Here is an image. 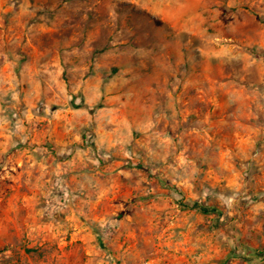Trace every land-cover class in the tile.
Instances as JSON below:
<instances>
[{
	"label": "rangeland",
	"instance_id": "1",
	"mask_svg": "<svg viewBox=\"0 0 264 264\" xmlns=\"http://www.w3.org/2000/svg\"><path fill=\"white\" fill-rule=\"evenodd\" d=\"M18 9L12 43L0 36V170L23 162L19 179L0 181V206H35L45 226L22 224L15 238L0 218V264H264V0ZM180 93L160 143L139 122H153L158 97L170 113ZM187 109L211 116L205 132ZM96 205L114 208L95 221L80 211Z\"/></svg>",
	"mask_w": 264,
	"mask_h": 264
},
{
	"label": "crops",
	"instance_id": "2",
	"mask_svg": "<svg viewBox=\"0 0 264 264\" xmlns=\"http://www.w3.org/2000/svg\"><path fill=\"white\" fill-rule=\"evenodd\" d=\"M42 2L45 0H0V36H6L7 38L10 37V43H12V39L14 36L13 31L16 30V27L14 26V21L18 20L19 18V14H21V10L19 11V7L23 4H30L31 2ZM22 16V15H21ZM11 19L9 23L6 22V19ZM5 57V55H4ZM7 58H3V63L5 64V68L12 66V61H7ZM0 60L2 61V57L0 54ZM181 93L178 95H176L175 97H172L171 102L169 104V107L171 109V112L168 113L166 110H164L167 106L164 102V100L160 97L155 98L154 99V110L158 111L155 112L154 115V120L153 122H142L139 124H144L141 128L143 129V131L147 132V134L150 133H154L156 136H158V139H160V143L163 142V138L159 137L160 135H162L163 137H165L166 135L170 134L167 130L166 127H162L163 122H166V126L170 123V121L172 120V122L175 121L174 116H178V112H179V106H176V103H180V102H184L185 99H183L182 96H180ZM191 99V98H190ZM194 99V98H193ZM204 100V98H202ZM95 101V97L92 95H87V98L85 100V103L87 104H93ZM192 105V100H186V102H189ZM202 108V107H201ZM105 111L101 112V115H112L115 114V109L112 108H104ZM196 115L199 119H197L195 116L192 117V120H196L197 124H200V126L198 127H194V131L196 132H205L207 129L205 128V124L209 123V118H211V116L209 114H205V111L200 109V116L199 113H193L191 111H189L187 109L186 113H183L181 115H186V117H184V120H187L189 118V115ZM171 117V118H169ZM121 119V118H119ZM183 120V121H184ZM191 120V121H192ZM136 122V119H127L124 124L125 126L128 127V134L127 137L128 139L132 140L133 138V134H132V127L134 126V124H138ZM109 124V123H114V129L112 130H118V127H115L117 125H119V121L114 120L113 118L110 119H104L102 120V124H104V126L107 127V125L105 124ZM151 125V126H150ZM154 125V127L152 126ZM175 125V124H174ZM120 126V125H119ZM244 126L243 124L240 125V129L241 127ZM153 127V128H152ZM173 128L175 126H172ZM110 128V127H109ZM175 129V128H174ZM191 130V129H190ZM257 131V129H256ZM190 133L192 134L193 132L190 131ZM257 133V132H256ZM184 135V134H183ZM182 135V136H183ZM149 136V135H146ZM181 136V134H180ZM187 136L185 134L184 139H186ZM188 143L190 142L191 138H188ZM164 141H166L164 139ZM60 143L66 144L67 141L63 140ZM261 160L264 162V145H263V149H262V155H261ZM33 161V160H32ZM8 162L10 163V167H4L6 168V170L1 169L0 170V181H2V179L8 178L10 177L13 180H17L19 179V164L23 162L22 157H19L18 155H12L10 156ZM26 162H30V160H27ZM118 164L121 163V161L117 162ZM76 167L82 169L83 167H85V164L83 162H81V160L78 162V164L76 165ZM23 173V171H22ZM26 174L30 177L33 178L34 174L32 170H26ZM114 187L117 186H112V189H114ZM121 187V186H120ZM117 188V189H120ZM16 196V195H15ZM98 201H101L100 199ZM97 201V203H98ZM114 208V206H86V209H81V213L86 215L87 219H90L92 221L101 219L104 220L107 215L110 212V209ZM118 209H121L123 206H121V204L119 206H115ZM41 210V209H40ZM40 210L36 209L35 206H0V218L4 219L6 221L10 222V225L16 229V232L14 233L15 238H20V235L18 234V228L24 224L27 227L30 228H37L38 230H41V226L44 227L45 224L42 222L43 220V214H40ZM26 212V216H22L20 217L22 214V212ZM78 210V212H80ZM40 214V215H39ZM33 231V230H32ZM29 234H31L32 236V232H29ZM38 236V235H37ZM37 236L35 235L32 239L37 238ZM39 237L42 239L41 241H45L46 239L50 240V239H56L59 238L60 236H48L46 234H40Z\"/></svg>",
	"mask_w": 264,
	"mask_h": 264
},
{
	"label": "trees",
	"instance_id": "3",
	"mask_svg": "<svg viewBox=\"0 0 264 264\" xmlns=\"http://www.w3.org/2000/svg\"><path fill=\"white\" fill-rule=\"evenodd\" d=\"M189 209H193V210H197L201 213L204 214H208V215H216V221L219 222L220 220H222V212L216 208L215 206H211V205H205L203 202L201 201H194L192 202L189 206H186ZM217 225V223H216ZM260 255H262L263 253L259 252Z\"/></svg>",
	"mask_w": 264,
	"mask_h": 264
}]
</instances>
